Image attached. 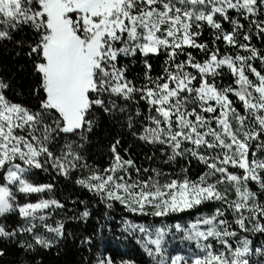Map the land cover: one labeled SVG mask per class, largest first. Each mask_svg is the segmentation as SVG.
Masks as SVG:
<instances>
[{"label": "snow or ice", "instance_id": "1", "mask_svg": "<svg viewBox=\"0 0 264 264\" xmlns=\"http://www.w3.org/2000/svg\"><path fill=\"white\" fill-rule=\"evenodd\" d=\"M0 55V264H138L117 205L143 264H264V0H0Z\"/></svg>", "mask_w": 264, "mask_h": 264}, {"label": "trees", "instance_id": "2", "mask_svg": "<svg viewBox=\"0 0 264 264\" xmlns=\"http://www.w3.org/2000/svg\"><path fill=\"white\" fill-rule=\"evenodd\" d=\"M17 71V65L7 56V55H0V74H8L11 75L12 73ZM133 71H139L138 68L133 69ZM17 79L19 80V75L17 76ZM29 85L28 80L22 81V90H26ZM98 137H102L103 133H98ZM106 144V141L101 138L99 140V143H94L91 151L93 155L96 157L97 160H99L101 163H103V146ZM141 149L143 151H148L146 147L143 145L137 143L133 151L140 152ZM165 170H168L165 168ZM201 169L196 165V162L193 161V167H192V175H197ZM43 179V178H42ZM61 186L65 193H72V192H79L78 187L61 181ZM207 210V209H206ZM100 211H103V208L101 207ZM111 215L114 217L113 221L111 222V226L113 231L111 233H108L105 231L104 236L106 237L105 243L108 246L109 250L113 252L114 255H121L123 253H127L129 258L135 257L138 264H143L146 257L143 255L141 249L139 246L135 243V240L131 237H128L125 239L126 234H123L120 231V223L122 216H126L129 219L134 220L138 223H145L148 222V220L156 219L157 222L159 221V218H150V217H139L134 216L133 214L127 213L123 210L122 207L117 205L116 209L111 212ZM184 219H188V217H184ZM174 222V221H169ZM95 225V216L88 221L87 224L84 222H76V221H69L68 222V228L72 231H81L87 229L88 231H92L93 228L91 226ZM59 251V255H57V252ZM87 255L86 252L81 253L77 249V247L69 240L66 244L61 245V249L53 248L52 250H44L39 255L36 256L37 260L42 261V264H80V258L81 255ZM14 255V253L9 252V258H11Z\"/></svg>", "mask_w": 264, "mask_h": 264}]
</instances>
